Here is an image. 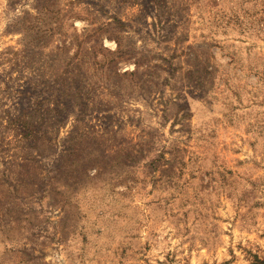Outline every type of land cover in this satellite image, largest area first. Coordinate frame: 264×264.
Masks as SVG:
<instances>
[{"label":"rangeland","instance_id":"374dc122","mask_svg":"<svg viewBox=\"0 0 264 264\" xmlns=\"http://www.w3.org/2000/svg\"><path fill=\"white\" fill-rule=\"evenodd\" d=\"M0 264H264V0H0Z\"/></svg>","mask_w":264,"mask_h":264}]
</instances>
